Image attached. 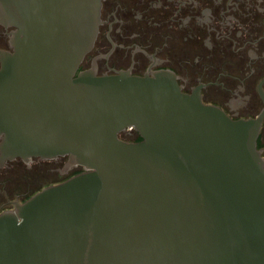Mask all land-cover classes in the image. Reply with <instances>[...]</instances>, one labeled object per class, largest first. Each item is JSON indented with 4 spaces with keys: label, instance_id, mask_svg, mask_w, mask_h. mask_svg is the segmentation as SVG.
I'll return each mask as SVG.
<instances>
[{
    "label": "water",
    "instance_id": "water-1",
    "mask_svg": "<svg viewBox=\"0 0 264 264\" xmlns=\"http://www.w3.org/2000/svg\"><path fill=\"white\" fill-rule=\"evenodd\" d=\"M101 7L42 0L3 56L5 157L85 171L0 213V264H264L262 116L232 118L168 70L76 75ZM130 127L141 141L119 137Z\"/></svg>",
    "mask_w": 264,
    "mask_h": 264
},
{
    "label": "flooded vegetation",
    "instance_id": "flooded-vegetation-1",
    "mask_svg": "<svg viewBox=\"0 0 264 264\" xmlns=\"http://www.w3.org/2000/svg\"><path fill=\"white\" fill-rule=\"evenodd\" d=\"M41 3L13 0L15 22H0V69L4 54L15 52L11 40L22 37L19 22L41 16ZM100 18L95 43L76 75L172 71L183 92L198 93L232 118L262 116L258 148L264 157V0H102ZM119 137L143 139L134 127ZM2 142L0 137V213L85 171L67 169V155L6 158Z\"/></svg>",
    "mask_w": 264,
    "mask_h": 264
}]
</instances>
